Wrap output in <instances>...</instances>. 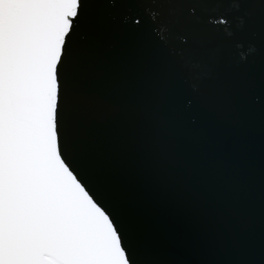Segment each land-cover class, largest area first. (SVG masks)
Segmentation results:
<instances>
[{
	"label": "snow or ice",
	"instance_id": "6c2138e0",
	"mask_svg": "<svg viewBox=\"0 0 264 264\" xmlns=\"http://www.w3.org/2000/svg\"><path fill=\"white\" fill-rule=\"evenodd\" d=\"M0 264H264V0H0Z\"/></svg>",
	"mask_w": 264,
	"mask_h": 264
}]
</instances>
